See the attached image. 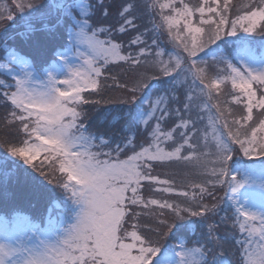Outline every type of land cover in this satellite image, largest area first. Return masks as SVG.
I'll list each match as a JSON object with an SVG mask.
<instances>
[{"label": "snow or ice", "instance_id": "obj_1", "mask_svg": "<svg viewBox=\"0 0 264 264\" xmlns=\"http://www.w3.org/2000/svg\"><path fill=\"white\" fill-rule=\"evenodd\" d=\"M11 5L0 195L47 223L0 214V264H264V0Z\"/></svg>", "mask_w": 264, "mask_h": 264}, {"label": "trees", "instance_id": "obj_2", "mask_svg": "<svg viewBox=\"0 0 264 264\" xmlns=\"http://www.w3.org/2000/svg\"><path fill=\"white\" fill-rule=\"evenodd\" d=\"M95 2V0H93V3ZM151 2V0H149V3ZM189 2H192V3H196L198 2V0H189ZM239 1L237 0H233V4L237 5ZM96 19H100L99 17V14H97V16L95 17ZM107 26V25H105ZM2 51L0 52V56L2 55ZM121 93L118 92V91H110L108 93L109 96H112V97H117L119 96ZM230 99V97H229ZM231 107L233 109H235L237 106L236 105H231ZM95 113V112H94ZM92 113V118L90 119L89 123L90 125H95V124H98L97 122V115L96 113L94 114ZM4 114V109L2 107H0V116H2ZM96 121H95V120ZM205 126H207V120L205 121ZM211 127H207V138H208V141L209 143H212V136H211ZM142 143V141H140ZM4 155V152H3V149H0V156ZM157 172L159 174H161L163 176V174L165 172H168L169 174H172L174 173V178L176 179L177 181V184H181L185 179H189V178H192V177H189V176H186V170L181 168V167H174L172 169H157ZM51 187V186H49ZM61 195V193L59 192H56L55 193V198H60L59 196ZM157 195H160V194H157ZM165 196H167L168 194H163ZM218 195H223V193H218ZM169 198H172V199H180L179 197H169ZM47 199L48 198H45V199H41V200H27V199H21V198H16V199H12L14 202H17L16 206L17 207H25V206H28L29 210L33 209L35 206H37L38 204V209H36V211L33 212V215H36L37 214V211L41 208V207H44V205L47 203ZM40 207V208H39ZM223 214V213H221ZM231 213H229L230 215ZM226 235L229 236V239H231L234 235V233H232L231 231H228L225 233Z\"/></svg>", "mask_w": 264, "mask_h": 264}, {"label": "rangeland", "instance_id": "obj_3", "mask_svg": "<svg viewBox=\"0 0 264 264\" xmlns=\"http://www.w3.org/2000/svg\"><path fill=\"white\" fill-rule=\"evenodd\" d=\"M237 1H239L237 5H239L240 3L243 2V0H237ZM0 6H3V7H11L12 6L11 5V1H9V4H8V1L5 2V0H0ZM258 38H256V39H258ZM259 39L257 41H259ZM70 58L72 59L73 63H82L81 61L76 60L75 57H72L71 54H70Z\"/></svg>", "mask_w": 264, "mask_h": 264}]
</instances>
